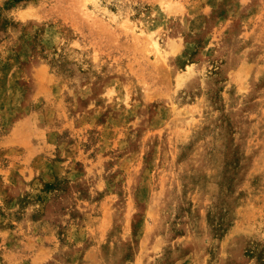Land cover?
I'll return each mask as SVG.
<instances>
[{"label":"rangeland","instance_id":"rangeland-1","mask_svg":"<svg viewBox=\"0 0 264 264\" xmlns=\"http://www.w3.org/2000/svg\"><path fill=\"white\" fill-rule=\"evenodd\" d=\"M0 264H264V0H0Z\"/></svg>","mask_w":264,"mask_h":264}]
</instances>
